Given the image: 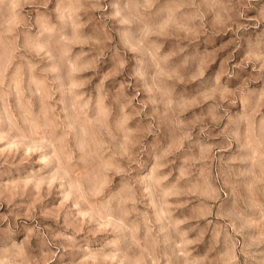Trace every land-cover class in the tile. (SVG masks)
<instances>
[{
  "label": "clouds",
  "instance_id": "9594fccd",
  "mask_svg": "<svg viewBox=\"0 0 264 264\" xmlns=\"http://www.w3.org/2000/svg\"><path fill=\"white\" fill-rule=\"evenodd\" d=\"M0 264H264V0H0Z\"/></svg>",
  "mask_w": 264,
  "mask_h": 264
}]
</instances>
